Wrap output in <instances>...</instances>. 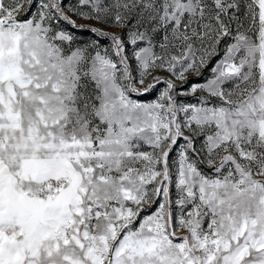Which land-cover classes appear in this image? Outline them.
Instances as JSON below:
<instances>
[{"label":"snow or ice","instance_id":"snow-or-ice-1","mask_svg":"<svg viewBox=\"0 0 264 264\" xmlns=\"http://www.w3.org/2000/svg\"><path fill=\"white\" fill-rule=\"evenodd\" d=\"M0 264H264V0H0Z\"/></svg>","mask_w":264,"mask_h":264},{"label":"rangeland","instance_id":"rangeland-1","mask_svg":"<svg viewBox=\"0 0 264 264\" xmlns=\"http://www.w3.org/2000/svg\"><path fill=\"white\" fill-rule=\"evenodd\" d=\"M78 23H87L86 21H83V20H78L77 21ZM161 87H163V85H161ZM151 97H146V99H150Z\"/></svg>","mask_w":264,"mask_h":264}]
</instances>
